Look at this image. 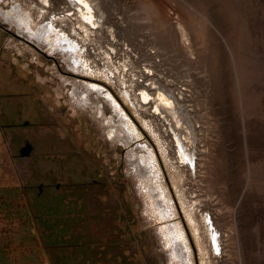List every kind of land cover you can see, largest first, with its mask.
Listing matches in <instances>:
<instances>
[{"label":"rangeland","instance_id":"1","mask_svg":"<svg viewBox=\"0 0 264 264\" xmlns=\"http://www.w3.org/2000/svg\"><path fill=\"white\" fill-rule=\"evenodd\" d=\"M48 1L0 0V264H264V0H92L88 36ZM52 23L87 68L33 35Z\"/></svg>","mask_w":264,"mask_h":264},{"label":"bare ground","instance_id":"2","mask_svg":"<svg viewBox=\"0 0 264 264\" xmlns=\"http://www.w3.org/2000/svg\"><path fill=\"white\" fill-rule=\"evenodd\" d=\"M41 1L44 2L46 5H49L48 0H41ZM69 3L76 10L80 20L83 21L81 26L84 29V31L87 33L86 34L87 36H88L89 26L93 29H98L99 27L101 28V23H102L101 15L99 13V10L97 9L99 6H97L92 0H69ZM70 15H73V13H70ZM19 18L23 24H27V20L29 19V17L26 18L25 15L23 17V15L21 14L19 15ZM52 34H53L52 40L54 43V48L56 50H61L62 52H66V53L68 52L73 53V56L76 61L75 62L76 69H78V67H80L79 69H85L88 67L85 58H81V57L79 58L78 56V52L81 50L80 48L81 46L79 47L80 44H78V42H76L71 37H69V35H67L66 32H64V30H57L54 27L53 23L50 25V27L41 26L39 29L33 32V35L40 40L46 39L47 37L50 38L52 37L51 36ZM149 84H151L148 85L150 90L146 88V86H144V89L141 90V93L139 95V98L142 101L141 108L144 109L145 108L144 106L151 105V109H150L151 114L156 119L158 118L160 122L165 123L164 127L166 128L167 132L170 134V137L172 138L174 143L177 144V150H178L177 156L179 160L182 161V163H189L193 166L196 155L195 154L196 146H194L195 142L193 143V136L191 135L192 130L189 127L191 124L187 119V117L185 116V112L184 113L182 112L183 108L181 109L178 106L175 100H173V96L170 95L165 89H158L157 91L158 93L150 92L151 88L152 91L154 90L153 88L156 87V84L155 85L152 83ZM157 86L159 87V85ZM165 215H169L167 211L165 212ZM190 217L192 223L195 224V217L192 210L190 211ZM176 228H178L176 229L177 232L176 238H184L185 233L181 229V226L178 225V227ZM170 235H173V232H171ZM175 240L176 239H174V241ZM186 248L187 251L189 252L188 261L192 262L191 261L192 251H190L188 246H186Z\"/></svg>","mask_w":264,"mask_h":264}]
</instances>
